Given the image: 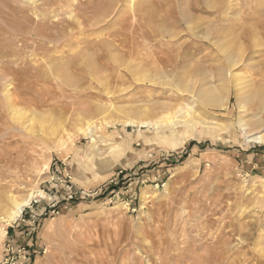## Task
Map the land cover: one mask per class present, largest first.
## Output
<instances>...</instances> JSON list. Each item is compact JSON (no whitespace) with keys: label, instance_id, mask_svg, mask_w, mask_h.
I'll return each mask as SVG.
<instances>
[{"label":"rangeland","instance_id":"rangeland-1","mask_svg":"<svg viewBox=\"0 0 264 264\" xmlns=\"http://www.w3.org/2000/svg\"><path fill=\"white\" fill-rule=\"evenodd\" d=\"M239 52L251 91L230 76ZM1 68L0 201L34 197L0 210V264H264V144L239 122L264 126V0H0ZM111 105L204 122L126 125ZM61 124L62 147L46 134ZM114 178L108 197L52 206L68 182Z\"/></svg>","mask_w":264,"mask_h":264},{"label":"bare ground","instance_id":"bare-ground-1","mask_svg":"<svg viewBox=\"0 0 264 264\" xmlns=\"http://www.w3.org/2000/svg\"><path fill=\"white\" fill-rule=\"evenodd\" d=\"M132 1H134V0H132ZM130 6H133V3H131ZM242 55H243V53H241V52H239V55H237V56L236 55H230V57H229V59H230L229 69L231 71L230 76H232L234 78V81H235L237 87H240V89H244V90L247 89L248 91H251V88H253V85H252L253 83L251 81H249V80H246V76L244 77L241 73L234 72V70L236 69L235 67L239 64L240 59L242 58L241 57ZM150 78H151L150 79L151 82H153V83H157L158 82V78L156 76H152ZM184 82L186 83L187 81L174 80L173 82H168V83L172 84L173 87L177 88V90L180 93H186V92L189 93L191 95V97L193 99H195V101L201 100L206 105L209 103V99H207L208 97L206 96V94L210 93V90H208V93H207L206 92V88L204 90L203 87H202L203 88L202 90H200L199 87L189 88L186 84H184ZM9 83H8V80H7V78H6V76L3 73L2 68H1L0 69V93L3 94L7 98L10 95ZM166 83H167V81H166ZM163 84L165 85V82H163ZM211 92H213V91L211 90ZM210 94H212V93H210ZM226 103H224V106H225ZM188 106H191V105L188 104ZM188 106L186 108L185 106H181L180 105L178 107V109H179L178 113L175 114L174 117L168 116L167 118H165L163 120L146 119V117L143 119L142 116H133L131 114L132 112H137V114H140V115L141 114L142 115L147 114L146 113L148 111L147 106H142L140 108H127V109L124 108L123 109V107L120 108V107H117L116 105H111V107H108V108L112 109V111L114 113H117V114L123 113V114H125V116H127V118L125 119V124L126 125L130 124V125H133V126L136 125L138 127L147 126L149 128H155L156 130L157 129H161V128L171 127L172 125L175 126V127H179L181 125H185L188 128V132H190V131H192L191 129L194 127V123L195 122H198V123L202 122L203 123L204 121L201 120L200 117L196 116V114L193 111L190 112V110H192L193 107L188 108ZM18 110L19 109H15L14 108V112L16 114L20 113ZM183 112H185V115L181 116V114ZM184 116H186V117H184ZM147 118H149V117H147ZM165 120H167L168 122L163 123ZM89 122L87 123V127L86 128L79 127V130L82 131L83 133L92 132L94 125L93 124L91 125ZM239 122L241 124V128H243V130L245 131V133L247 135V139H249L250 141H255V142L264 144V126H262L259 129L252 130V129L249 128L247 123L243 122L242 119H240ZM107 123L109 125L111 122L110 123L107 122ZM64 128H65L64 125L61 124L59 126L50 127L46 131V134L48 135L50 140H52L54 142V144H56V145H58L60 147L65 145L66 139L71 138V135L69 133H67V134L64 133ZM194 129H196V128H194ZM39 194H43V193L41 192ZM33 197H34V194L31 193L25 199L19 200L14 195H11L8 198V200H5L4 202L0 201V210L3 209L2 212L5 211V213L7 215L6 217H4V219H7L6 221H9L10 219L15 220L18 217H20L22 212H23V210H24V208H26V207L31 205V201H32Z\"/></svg>","mask_w":264,"mask_h":264},{"label":"crops","instance_id":"crops-1","mask_svg":"<svg viewBox=\"0 0 264 264\" xmlns=\"http://www.w3.org/2000/svg\"><path fill=\"white\" fill-rule=\"evenodd\" d=\"M123 173V170H120L118 173H117V177L119 178L120 177V174ZM124 177V175H123ZM118 178H114V179H111L109 182L105 183V184H102L100 186H98L97 188H94V189H91V190H88V192H94V193H97V195L100 197H104V196H109L113 193H115L117 190H119L120 188H124V187H120V184L119 181L121 180H118ZM84 189V188H82ZM77 190H79V188H77ZM87 191V189H85ZM59 192V191H58ZM64 192V190H63ZM119 192V191H117ZM62 193L60 194H55L56 197H59ZM63 195V194H62ZM115 195V194H114ZM107 196V197H108ZM86 197H83V198H78L76 200H73V201H61L60 204L62 205H66V204H69V203H80L79 201L85 199ZM95 198V197H94ZM60 199V197L58 198V200Z\"/></svg>","mask_w":264,"mask_h":264},{"label":"built area","instance_id":"built-area-1","mask_svg":"<svg viewBox=\"0 0 264 264\" xmlns=\"http://www.w3.org/2000/svg\"><path fill=\"white\" fill-rule=\"evenodd\" d=\"M66 187V193L64 195H62L60 197V199L58 200V202L54 203L52 206L56 207L57 203H60L61 201H73L76 200L78 198H83V197H90L92 194L90 192H87L86 190H80V191H76L77 189H75V187L70 184L69 182L67 183ZM90 193V194H89ZM97 194V193H94ZM53 197V196H52ZM37 200H35L36 202ZM33 203V201L31 202V204ZM29 207V206H28ZM58 207V206H57ZM59 208V207H58ZM54 209L53 212L56 214H59L60 209ZM27 208H24V211H26ZM30 209V208H29ZM33 211H31L32 213ZM24 212H22L23 214Z\"/></svg>","mask_w":264,"mask_h":264}]
</instances>
